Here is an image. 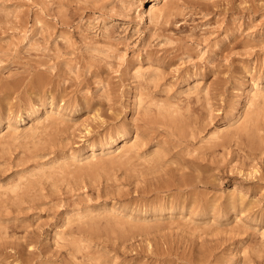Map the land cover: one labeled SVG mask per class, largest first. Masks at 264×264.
I'll use <instances>...</instances> for the list:
<instances>
[{
  "label": "rangeland",
  "instance_id": "374dc122",
  "mask_svg": "<svg viewBox=\"0 0 264 264\" xmlns=\"http://www.w3.org/2000/svg\"><path fill=\"white\" fill-rule=\"evenodd\" d=\"M0 123V264H264V0H0Z\"/></svg>",
  "mask_w": 264,
  "mask_h": 264
},
{
  "label": "bare ground",
  "instance_id": "6f19581e",
  "mask_svg": "<svg viewBox=\"0 0 264 264\" xmlns=\"http://www.w3.org/2000/svg\"><path fill=\"white\" fill-rule=\"evenodd\" d=\"M155 10H156V5L155 4H152V7H151V9H150V12L151 13H153V12H155ZM0 126H1V123H0ZM254 130V129H253ZM255 133V132H254ZM124 148V147H123ZM92 155H93V153H91ZM168 207H166V206H163V207H161L160 209H157L155 212L157 213V214H162L166 209H167ZM175 208V207H174ZM173 208V209H174ZM237 256L235 255L234 256V262H236L237 261Z\"/></svg>",
  "mask_w": 264,
  "mask_h": 264
}]
</instances>
